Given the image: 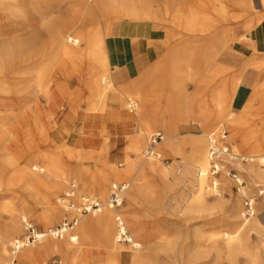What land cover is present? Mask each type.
Wrapping results in <instances>:
<instances>
[{"label":"bare ground","instance_id":"6f19581e","mask_svg":"<svg viewBox=\"0 0 264 264\" xmlns=\"http://www.w3.org/2000/svg\"><path fill=\"white\" fill-rule=\"evenodd\" d=\"M54 1V9L68 2L65 16L57 7L51 19L53 11H43L36 0H0V196L11 197L0 203V264H47L51 253L61 252L60 264H88L84 245L101 240L105 264L123 258L127 264H168L165 259L176 254L188 264H239L238 255L246 264H264L258 251L264 249V211L251 206L247 218L240 200L230 205L221 195L231 184L227 164L238 171L240 196L246 195L244 179L253 188L262 184L258 192L264 193V49L255 43L264 0H160L155 7L154 0ZM119 18L167 22L169 35L179 39L124 85L114 84L104 48L111 20ZM32 21L41 29L31 30ZM238 43L245 44L244 54L234 53ZM196 69L202 71L200 89L191 96L183 83ZM242 85L250 94L238 99ZM171 110L183 119L196 114L203 132L179 134L166 122ZM106 119L137 129L126 133L123 163L96 158L93 174L86 163L106 133L94 125ZM159 130L165 134L157 142L151 138ZM151 140L174 156L172 165L148 153ZM152 174L164 194L148 181ZM114 192L118 205L110 200ZM145 206L202 224L189 233L187 248L178 247L175 236L144 229L137 212ZM66 213L76 222L56 236L52 224H62ZM31 218L43 230L35 229L32 242L26 234L17 238ZM211 223L221 224L208 228ZM122 232L129 243L120 241Z\"/></svg>","mask_w":264,"mask_h":264},{"label":"rangeland","instance_id":"374dc122","mask_svg":"<svg viewBox=\"0 0 264 264\" xmlns=\"http://www.w3.org/2000/svg\"><path fill=\"white\" fill-rule=\"evenodd\" d=\"M36 1L39 2V5H41L43 11H46L47 13H49L50 11H53L51 19L54 18L56 14L58 15V11H59V14L62 16H65L67 14L68 2H63L62 4H60V6H57L59 8V10L57 11V7L55 9L53 8L56 6V1L54 0H36ZM158 1L160 0H154L153 2L154 7L156 6ZM263 12L264 11L260 13H263ZM121 19H125V20L130 19L132 21H140L139 19H133V18H119V19H112L111 22L114 20H121ZM209 19H211V17H209ZM151 21L154 24H156L160 29L166 32L165 51H167L169 46L173 45L179 39L175 40L173 37H171V35H169L170 26L167 24V22H161L159 20H151ZM31 23H34L31 26L32 28L31 30L37 31L38 29L39 30L41 29V24L39 22L32 21ZM242 32H243L242 28L238 27L237 33H242ZM41 33L43 35L45 34L43 30H41ZM175 37H178V36H175ZM83 64H81L80 67L84 69ZM68 71L71 74V78L69 81L70 83L69 87L71 90H74L76 88L75 74L73 70L71 69H68ZM201 72H202L201 70L196 69L195 74L191 77L192 79L184 80L183 87L186 90L188 95L194 96L199 91L200 89L199 87L201 83L200 81L201 78L199 76L201 75ZM250 90L251 88L248 87L247 85H242L241 90L239 92V96H237L238 99L246 98L250 94ZM160 102L164 104L165 100L163 97H160ZM233 109L239 110V106H237V104H234ZM164 116L166 118V122L173 123L175 126H177V132L179 134H186L187 132L199 134L203 132L202 125H200V123L198 122L196 114H192L190 117L183 119L174 110H171L170 112H167ZM94 128H96V130L98 131L103 129V131L104 132L106 131V133H104L101 136V138L97 141L96 146L98 147V149H96L95 151V154L97 156L93 160L88 161L86 163L88 166L91 167V173L93 174L96 173V169L99 165L96 158H99V159L106 158L107 160H109L110 163L117 164V165H121L123 163V159L125 158V148L128 142L126 133L131 132V131L134 132L137 129V127H136V124H131L129 128H125L124 126L121 127L120 123L117 122L116 120L106 119V120L95 121ZM158 132L161 134L158 136L152 135V138H151V139H155L157 142H159L161 140V136L165 134L163 130H159ZM150 143L153 144L154 147L156 146L155 143H152V140L150 141ZM186 148L188 150L190 149V146L187 145ZM155 151L156 153L161 154L160 159L162 163H164L167 166L172 165V158L174 156L169 151L167 153H161L159 149H156V148H155ZM119 167H122V166H119ZM225 169L229 173L228 178L231 180V184H230V189L229 190L225 189L224 191L221 192V195L227 199L228 203L231 205L235 201H237V199L240 200L241 209H243L244 215L247 218H249L251 215H249L250 213L248 212L246 203H252L251 202L252 199L254 201L252 204L254 211L255 212L264 211V193L258 192V189H260V187H262L263 185L261 184L259 187L253 188V186L249 184L247 179H244L243 186H245L246 195L240 196L238 192V187L234 183V175L238 174L237 169L231 164H227ZM6 172H7L6 174L8 175L9 173H11L8 171V168ZM148 181L150 182L152 187L155 189L157 194H160V195L164 194L162 183L161 181H159L156 175L154 174L150 175V177L148 178ZM175 190H178V192H181L182 188L178 185V186H175ZM60 196L64 197L62 193L60 194ZM7 198L10 199L11 198L10 195L7 194L5 196H0V203H2V201H4ZM74 203L75 202H71V204H74ZM127 207H128V204L125 200L122 210H124ZM81 211L84 212L83 208ZM222 214H226V213L221 212V214L217 213L216 215L222 216ZM137 215H138V218H140L142 225L146 231H150L152 228H158L159 230L165 231L169 235H173L176 237L178 247L187 248L191 243V237L189 233L195 228L196 224L198 223L202 224L201 220L191 219L189 215H179L176 211H173V210H170L169 212L165 209L153 210L147 206H145V210H142V209L139 210L137 212ZM67 216L68 215L66 213L63 217V221H65V219L72 221L73 222L72 227H73L76 222V219H72V217L68 218ZM4 217H5V213L0 211V219ZM29 221L36 230H40V231L43 230L44 224H40L33 218L29 219ZM223 223H222L223 225L222 229L227 228V226ZM220 224L221 223H211L210 225H208V228L214 229ZM60 226H61V220L59 222H55L54 224H52V228L53 227L59 228ZM23 234L28 235L27 228L24 229V231L20 235H18L17 238L22 239L24 237ZM98 238L100 239V237ZM251 240L253 244H258L259 237L255 233H253ZM102 243L103 242L101 240V241H98V243H96L95 245L94 244L84 245V250L86 251V255L91 257V260L89 261L88 264H105L106 255H105V251H104ZM258 251L261 257L260 262H262L264 261V249H259ZM163 258L164 256H161V259ZM64 259H65V255L63 254V252L51 253L47 259V262H48L47 264H60ZM165 260H167L168 264H188V263H182L181 257L177 254L174 257V259L171 256ZM238 260H239L238 261L239 264H246L247 257L245 255H238ZM223 263L228 264V260L225 259ZM121 264H127L126 258L122 259Z\"/></svg>","mask_w":264,"mask_h":264},{"label":"crops","instance_id":"0c3cea01","mask_svg":"<svg viewBox=\"0 0 264 264\" xmlns=\"http://www.w3.org/2000/svg\"><path fill=\"white\" fill-rule=\"evenodd\" d=\"M257 32L256 46L264 49V22ZM165 39V31L152 21H112L105 37L104 48L114 84H128L143 74L165 54ZM244 45H235L234 53L244 54Z\"/></svg>","mask_w":264,"mask_h":264},{"label":"built area","instance_id":"2783aa9c","mask_svg":"<svg viewBox=\"0 0 264 264\" xmlns=\"http://www.w3.org/2000/svg\"><path fill=\"white\" fill-rule=\"evenodd\" d=\"M152 143H154V142H152ZM147 150H148L149 154L151 153L153 155H157V153L155 151V147L153 146V144L150 145V147ZM110 197H111L110 200H111L112 205H118V203L120 201L118 194L114 192ZM246 205H247L248 212H252L251 211V206H252L251 203H246ZM91 206H93V205H91ZM83 211H84V209H83ZM72 223H73L72 221L65 219V221L62 222L61 226L56 229V236L60 237L61 230L64 228H71ZM34 231H35V228L33 226L27 227V232H28L27 239L30 240L31 242L35 240L34 239V237H35ZM119 239L121 242L129 243V239L127 238V236L124 232L119 234Z\"/></svg>","mask_w":264,"mask_h":264}]
</instances>
